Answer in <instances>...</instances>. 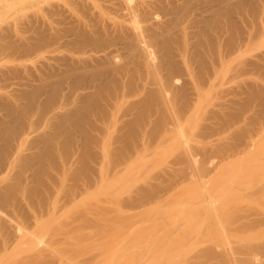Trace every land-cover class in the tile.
Masks as SVG:
<instances>
[{
	"label": "rangeland",
	"instance_id": "obj_1",
	"mask_svg": "<svg viewBox=\"0 0 264 264\" xmlns=\"http://www.w3.org/2000/svg\"><path fill=\"white\" fill-rule=\"evenodd\" d=\"M0 151V264H264V0H0Z\"/></svg>",
	"mask_w": 264,
	"mask_h": 264
},
{
	"label": "bare ground",
	"instance_id": "obj_2",
	"mask_svg": "<svg viewBox=\"0 0 264 264\" xmlns=\"http://www.w3.org/2000/svg\"><path fill=\"white\" fill-rule=\"evenodd\" d=\"M136 28V27H135ZM165 32L167 31V30H165V29H163ZM162 30V31H163ZM164 31L162 32L163 34H164ZM164 36V35H163ZM183 47H186V45H185V42L183 43ZM166 57H168V53H167V55H166ZM162 66H164V65H162ZM168 68H169V66H168ZM171 75V74H170ZM172 76V75H171ZM43 89V90H42ZM44 89H45V87H42V88H40L35 94H33L32 96H31V102L32 103H34L35 102V100L37 101V98H38V95H40V93H42L43 91H44ZM52 99V98H51ZM50 99V100H51ZM5 146V145H4ZM2 147H3V145H2ZM3 150H5V147L4 148H2ZM1 149V150H2ZM5 152L7 153V151L5 150ZM2 153L5 155V153L3 152V151H0V154H1V156H4V155H2ZM6 156V155H5ZM53 194V193H52ZM44 211V210H43ZM46 211V210H45ZM52 213V212H51ZM46 214V213H45ZM52 216V215H51ZM216 223V222H215Z\"/></svg>",
	"mask_w": 264,
	"mask_h": 264
}]
</instances>
